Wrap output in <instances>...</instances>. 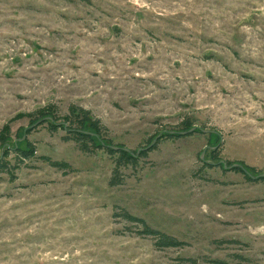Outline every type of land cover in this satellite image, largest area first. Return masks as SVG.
Instances as JSON below:
<instances>
[{
    "label": "rangeland",
    "instance_id": "rangeland-1",
    "mask_svg": "<svg viewBox=\"0 0 264 264\" xmlns=\"http://www.w3.org/2000/svg\"><path fill=\"white\" fill-rule=\"evenodd\" d=\"M70 106L154 149L110 187L107 154L30 124ZM5 124L36 152L0 176V264H264V183L209 159L264 173V0H0ZM185 124L199 131L159 141ZM121 209L184 245L157 250Z\"/></svg>",
    "mask_w": 264,
    "mask_h": 264
},
{
    "label": "trees",
    "instance_id": "trees-1",
    "mask_svg": "<svg viewBox=\"0 0 264 264\" xmlns=\"http://www.w3.org/2000/svg\"><path fill=\"white\" fill-rule=\"evenodd\" d=\"M28 116L34 117L30 121L31 125L39 121L43 122V124H47V128L51 132H55L58 129L64 131L66 136L63 137V140L74 142L77 149L83 154L92 155L99 151L107 154L109 158H111L113 164L111 176L108 180V185L110 187L122 184L123 178L119 171L120 169L128 166L135 167L141 158L147 156V152L154 149L153 144L145 149L123 150V145L113 144L112 140L107 137V129L101 125L100 120L94 118L89 110L81 107L70 106L66 115H58L55 109L45 107ZM192 128V124H185V127L180 131L185 132V134H180V132H167L161 135L159 141L163 139L179 138L199 131L195 129L189 132ZM17 141H19L18 137L14 141L11 140L10 129L8 125L5 124L0 130V176L5 174L10 178H14V171L18 169L20 164L26 160L35 158L36 149L28 139L24 138L23 140L24 148H21L19 146L21 143H17ZM113 147H116V149H113ZM11 155L15 160L14 163H11L8 159ZM39 158L50 167L58 170L64 171L70 167L66 162L52 161L45 156ZM209 159L211 164L216 162L214 165L222 167V164H220L221 161L217 156V151L210 149ZM224 164L231 166L234 162L226 161ZM237 164V167H233L230 170L242 173L244 179L248 182L256 181L264 183V177H258L263 172L258 171L255 167L245 165L243 162ZM204 165L207 167L211 166L205 161ZM114 216L122 218L127 223H130L131 226H135L133 227L134 231L130 228L126 230L131 233L133 232L137 237L150 238L153 242V246L157 250L180 248L184 245L183 242L177 240L175 237L149 227L143 219L131 215L124 209H121L119 213H114ZM179 261L183 264H196V259L192 258H181ZM215 262L217 264H224L221 261Z\"/></svg>",
    "mask_w": 264,
    "mask_h": 264
},
{
    "label": "water",
    "instance_id": "water-1",
    "mask_svg": "<svg viewBox=\"0 0 264 264\" xmlns=\"http://www.w3.org/2000/svg\"><path fill=\"white\" fill-rule=\"evenodd\" d=\"M193 130H195V129L192 128V129L189 130V132H191V131H193ZM200 131H201L202 133H204V134L209 133V131H207V130H203V129H200ZM180 134H185V132H180ZM113 149H116V147H113ZM211 149H213V148H211ZM123 150H125V151H129V149H127V148H123ZM203 155H204V153H201V155H200V159H201V160H202V158H203ZM220 164H222L223 169H227V170H230L231 168H233V167H237V166H238L237 163H234V164L231 165V166H227V165H225V164L222 163V162H220ZM258 177H264V173L260 174Z\"/></svg>",
    "mask_w": 264,
    "mask_h": 264
}]
</instances>
